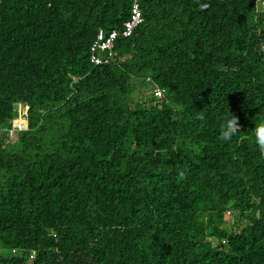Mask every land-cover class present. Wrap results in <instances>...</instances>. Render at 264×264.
Masks as SVG:
<instances>
[{"label":"trees","instance_id":"16d2710c","mask_svg":"<svg viewBox=\"0 0 264 264\" xmlns=\"http://www.w3.org/2000/svg\"><path fill=\"white\" fill-rule=\"evenodd\" d=\"M133 3L0 0V264H264V0Z\"/></svg>","mask_w":264,"mask_h":264},{"label":"built area","instance_id":"2783aa9c","mask_svg":"<svg viewBox=\"0 0 264 264\" xmlns=\"http://www.w3.org/2000/svg\"><path fill=\"white\" fill-rule=\"evenodd\" d=\"M133 2L134 3L131 8L130 18L123 24V37L131 36L133 30L142 22L141 10L137 0H133ZM116 37H118V32L116 30L105 33L100 29L90 47V61L95 65H100L101 63L107 61V58L112 55V48L114 46ZM154 95L156 97H160V91L155 90ZM14 126L19 129L22 128V120L20 119L16 121Z\"/></svg>","mask_w":264,"mask_h":264},{"label":"clouds","instance_id":"9594fccd","mask_svg":"<svg viewBox=\"0 0 264 264\" xmlns=\"http://www.w3.org/2000/svg\"><path fill=\"white\" fill-rule=\"evenodd\" d=\"M207 7V4L201 5L202 10L206 9ZM196 118L203 121L205 119L203 111L197 112ZM238 133H241L239 117L230 112L227 114L224 122L221 124L219 139L221 141L231 142L233 137ZM252 135L254 136L255 144L259 149L260 155L264 156V121L255 124V128L252 130Z\"/></svg>","mask_w":264,"mask_h":264},{"label":"rangeland","instance_id":"374dc122","mask_svg":"<svg viewBox=\"0 0 264 264\" xmlns=\"http://www.w3.org/2000/svg\"><path fill=\"white\" fill-rule=\"evenodd\" d=\"M263 5V4H262ZM22 127L25 128L26 127V121L25 119L22 120Z\"/></svg>","mask_w":264,"mask_h":264}]
</instances>
